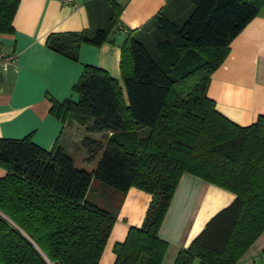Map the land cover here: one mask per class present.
Segmentation results:
<instances>
[{
	"label": "trees",
	"instance_id": "1",
	"mask_svg": "<svg viewBox=\"0 0 264 264\" xmlns=\"http://www.w3.org/2000/svg\"><path fill=\"white\" fill-rule=\"evenodd\" d=\"M19 0H0V35L13 32ZM166 0L120 45L123 90L102 68L85 64L77 101L52 99L50 112L105 132L81 140L94 169L77 168L58 145L29 136L0 138V264H100L114 214L88 196L93 182L151 195L142 224L113 247V264H162L158 230L178 181L190 173L233 194L172 264H236L264 230V115L247 126L227 119L207 94L230 42L264 0ZM90 26L50 33L46 46L78 60L81 44L113 41L123 5L84 0ZM187 14V15H186ZM147 128V131H144ZM264 254V249H263Z\"/></svg>",
	"mask_w": 264,
	"mask_h": 264
},
{
	"label": "crops",
	"instance_id": "2",
	"mask_svg": "<svg viewBox=\"0 0 264 264\" xmlns=\"http://www.w3.org/2000/svg\"><path fill=\"white\" fill-rule=\"evenodd\" d=\"M116 1L123 8L113 41L99 46L81 44L76 61L49 49L45 42L50 33L81 31L90 26L84 0L71 5L60 0L18 1L12 34L0 35L2 49L14 56V62L0 71V138L29 136L45 149L60 146L73 162L76 152L87 160L81 140L85 136L103 139L105 132H88V124L73 119L62 123L50 112L52 99L77 101L72 87L85 64L107 71L123 90L120 45L128 33L139 30L166 3ZM206 94L218 112L240 126L264 115V8L230 42L224 61L210 76ZM89 162L94 169L97 158ZM5 174L0 166V177ZM87 196L115 216L99 259L100 264H113L114 245L124 241L130 227L142 224L151 195L135 187L120 193L93 182ZM234 198L235 194L222 187L183 173L158 230V236L168 243L162 264H172L177 252L187 248L206 222ZM263 249L264 230L236 264H264ZM192 264H199L198 259Z\"/></svg>",
	"mask_w": 264,
	"mask_h": 264
},
{
	"label": "built area",
	"instance_id": "3",
	"mask_svg": "<svg viewBox=\"0 0 264 264\" xmlns=\"http://www.w3.org/2000/svg\"><path fill=\"white\" fill-rule=\"evenodd\" d=\"M61 3L71 5L75 2V0H60ZM14 62V56L11 54H7L1 47L0 42V71L6 70L7 67Z\"/></svg>",
	"mask_w": 264,
	"mask_h": 264
},
{
	"label": "rangeland",
	"instance_id": "4",
	"mask_svg": "<svg viewBox=\"0 0 264 264\" xmlns=\"http://www.w3.org/2000/svg\"><path fill=\"white\" fill-rule=\"evenodd\" d=\"M182 2L184 4H186L187 6V9L188 11H191V8H192V5L187 3L185 0H182ZM187 15V14H186ZM144 131L146 132L147 131V128H144ZM91 164L89 161L87 160H83V159H80L78 156H77V152H76V157L74 159V165L77 167V168H81V169H85L87 171H91Z\"/></svg>",
	"mask_w": 264,
	"mask_h": 264
}]
</instances>
